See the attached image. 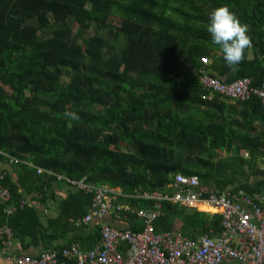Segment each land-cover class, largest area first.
Masks as SVG:
<instances>
[{"label": "trees", "instance_id": "trees-1", "mask_svg": "<svg viewBox=\"0 0 264 264\" xmlns=\"http://www.w3.org/2000/svg\"><path fill=\"white\" fill-rule=\"evenodd\" d=\"M223 5L252 40L233 68L207 31ZM202 71L227 83H264V0H0V151L26 162L9 165L14 178L0 167V187L10 194L0 202V226L18 251L72 244L88 251L99 242L100 225H76L92 194L55 176L118 188L130 197L113 203L140 210L154 204L141 196L170 193L177 173L216 193L264 194V107L255 96L209 91ZM55 185L68 190L55 216L44 218L37 205L55 202ZM122 215L129 229H141L134 214ZM177 220L191 239L221 230L220 214L166 200L155 231Z\"/></svg>", "mask_w": 264, "mask_h": 264}, {"label": "built area", "instance_id": "built-area-1", "mask_svg": "<svg viewBox=\"0 0 264 264\" xmlns=\"http://www.w3.org/2000/svg\"><path fill=\"white\" fill-rule=\"evenodd\" d=\"M200 60L209 62L206 56L200 57ZM199 81L209 91L232 100L242 101L255 96L264 107V83L253 86L249 77L227 83L206 71L201 72ZM0 157L6 158L8 165L26 163L2 151ZM261 160L264 161V153ZM42 173L53 175L38 168L37 174ZM55 177L75 191L92 194L88 213L76 225L88 226L93 220L100 222L113 210L116 219L126 220L122 212L134 214L141 229H119L103 223L99 242L91 250L86 251L79 244H72L61 252L48 250L34 256H12V232L7 226H0V254L9 264H264V194L250 197L230 191L216 193L201 185L197 176L177 173L168 184L170 193H144L141 197L153 200L154 204L150 210H140L123 204L115 205L114 200L130 197L118 188L95 186L87 183L85 178L74 181L63 176ZM9 200L8 190L0 187V202L4 204ZM166 200L200 212L220 214L221 230L218 235H201L191 239L182 236L178 228L156 232L154 221L160 215L162 202ZM24 204L21 202V207ZM14 210V207L8 206L4 213L10 215Z\"/></svg>", "mask_w": 264, "mask_h": 264}, {"label": "clouds", "instance_id": "clouds-1", "mask_svg": "<svg viewBox=\"0 0 264 264\" xmlns=\"http://www.w3.org/2000/svg\"><path fill=\"white\" fill-rule=\"evenodd\" d=\"M207 31L211 34L214 44L219 45L228 67L233 68L244 60L246 49L252 47L248 35L249 26L241 23L237 14L228 5L215 8L210 13V24ZM78 119L75 113L69 114Z\"/></svg>", "mask_w": 264, "mask_h": 264}, {"label": "crops", "instance_id": "crops-1", "mask_svg": "<svg viewBox=\"0 0 264 264\" xmlns=\"http://www.w3.org/2000/svg\"><path fill=\"white\" fill-rule=\"evenodd\" d=\"M242 155H244L245 157L247 156L246 152H242ZM0 167L2 170H5L6 172L10 173L12 175V178H14L15 174L12 173L13 169L11 166H9L7 164H3ZM67 190L68 189L65 186L55 185L53 188V193L55 196V202L49 201L44 206L37 205V208H38L40 214L44 218L55 216V214H56L55 204L66 196ZM43 217H42V219H44ZM103 223L110 225V226H113L115 228H119V229H125V228L129 227V223L127 222V220L116 219V216H115L113 210H111L110 213L102 221L99 222L97 220H93L88 226L91 228V227L97 226V225L101 226V224H103ZM19 253L20 252L18 251V245L13 242V251H11L10 255L14 256V255H18ZM39 253H41V251L30 249L29 251H26V252L20 253V254H28V255L34 256V255H37ZM0 264H9V262L6 261V259L1 256V254H0Z\"/></svg>", "mask_w": 264, "mask_h": 264}, {"label": "rangeland", "instance_id": "rangeland-1", "mask_svg": "<svg viewBox=\"0 0 264 264\" xmlns=\"http://www.w3.org/2000/svg\"><path fill=\"white\" fill-rule=\"evenodd\" d=\"M116 22V21H115ZM80 44L82 45V48H84V46H85V44H86V42L85 41H81L80 40ZM209 63V62H208ZM220 154H223V153H220ZM189 209V208H188ZM179 221L177 220V221H175L174 222V225H173V228H178L179 227Z\"/></svg>", "mask_w": 264, "mask_h": 264}, {"label": "water", "instance_id": "water-1", "mask_svg": "<svg viewBox=\"0 0 264 264\" xmlns=\"http://www.w3.org/2000/svg\"><path fill=\"white\" fill-rule=\"evenodd\" d=\"M48 250H49V248H46V249H45V251H48ZM57 258H58L59 260H61V256H60V255H58Z\"/></svg>", "mask_w": 264, "mask_h": 264}]
</instances>
